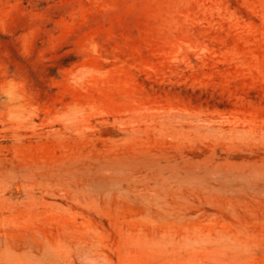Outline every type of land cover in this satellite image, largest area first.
I'll return each instance as SVG.
<instances>
[{"label":"rangeland","instance_id":"obj_1","mask_svg":"<svg viewBox=\"0 0 264 264\" xmlns=\"http://www.w3.org/2000/svg\"><path fill=\"white\" fill-rule=\"evenodd\" d=\"M0 264H264V0H0Z\"/></svg>","mask_w":264,"mask_h":264}]
</instances>
